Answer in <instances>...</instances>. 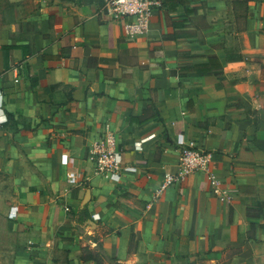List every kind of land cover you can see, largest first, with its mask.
Segmentation results:
<instances>
[{
    "label": "crops",
    "instance_id": "obj_1",
    "mask_svg": "<svg viewBox=\"0 0 264 264\" xmlns=\"http://www.w3.org/2000/svg\"><path fill=\"white\" fill-rule=\"evenodd\" d=\"M103 1L0 0L12 264H263L264 0H163L135 37ZM108 130L118 181L94 174ZM192 143L232 201L203 172L160 190Z\"/></svg>",
    "mask_w": 264,
    "mask_h": 264
},
{
    "label": "built area",
    "instance_id": "obj_2",
    "mask_svg": "<svg viewBox=\"0 0 264 264\" xmlns=\"http://www.w3.org/2000/svg\"><path fill=\"white\" fill-rule=\"evenodd\" d=\"M163 5V0H104L100 14L109 20L123 25L124 32L130 37L144 34L151 24L152 13ZM94 174L118 181L126 168L122 161L121 151L113 131L103 133L91 149ZM213 153L210 149L188 144L181 151L179 169L168 174L161 191L176 181H184L190 175L203 172L211 186L212 193L220 200L230 202L233 199L230 187L210 169ZM65 209H71L67 206ZM10 217L15 213L10 212ZM264 264V263H263Z\"/></svg>",
    "mask_w": 264,
    "mask_h": 264
},
{
    "label": "rangeland",
    "instance_id": "obj_3",
    "mask_svg": "<svg viewBox=\"0 0 264 264\" xmlns=\"http://www.w3.org/2000/svg\"><path fill=\"white\" fill-rule=\"evenodd\" d=\"M12 178L8 173L0 172V264H12L15 235L9 234L7 222L12 200Z\"/></svg>",
    "mask_w": 264,
    "mask_h": 264
}]
</instances>
